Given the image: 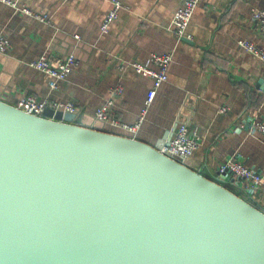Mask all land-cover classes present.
<instances>
[{
  "label": "water",
  "instance_id": "water-1",
  "mask_svg": "<svg viewBox=\"0 0 264 264\" xmlns=\"http://www.w3.org/2000/svg\"><path fill=\"white\" fill-rule=\"evenodd\" d=\"M94 121L0 99V264H264L263 210Z\"/></svg>",
  "mask_w": 264,
  "mask_h": 264
},
{
  "label": "crops",
  "instance_id": "crops-1",
  "mask_svg": "<svg viewBox=\"0 0 264 264\" xmlns=\"http://www.w3.org/2000/svg\"><path fill=\"white\" fill-rule=\"evenodd\" d=\"M17 1L49 19L16 13L0 0V34L11 43L0 53L1 100L16 105L30 94L73 101L82 125L92 126L95 111L120 84L123 92L111 113L135 124L152 80L121 65L173 51L169 80L139 128L104 123L103 130L155 146L167 142L177 124H188L200 145L185 164L264 211L263 187L251 192L217 173L220 164L236 158L264 175V133L253 130L254 121L264 123V61L239 44L247 40L264 49V32L252 17L254 9H264V0H200L182 38L170 27L183 0H122L124 8L107 34L101 23L111 0ZM69 53L77 56L78 66L55 90L50 76L29 64L44 54ZM222 106L228 107L226 113L220 112Z\"/></svg>",
  "mask_w": 264,
  "mask_h": 264
},
{
  "label": "built area",
  "instance_id": "built-area-1",
  "mask_svg": "<svg viewBox=\"0 0 264 264\" xmlns=\"http://www.w3.org/2000/svg\"><path fill=\"white\" fill-rule=\"evenodd\" d=\"M11 6L16 13L28 15L37 18L41 21H47L49 15L42 11H36L27 4L20 3L17 0H1ZM200 0H183V3L175 11L171 32L179 37L186 36V29L191 21L193 14ZM112 7L105 15L101 23L102 34H107L110 31L112 24L119 18L120 12L124 8L122 0H111ZM252 17L258 24L259 28L264 32V9L256 8L252 12ZM239 44L255 55L257 58L264 61V49L252 41L240 40ZM11 46L9 39L0 34V53L7 52ZM173 60V51H164L161 53L151 54L148 62H126L121 65V69L132 67L137 73L151 78L152 83L147 93L146 106H144L139 114L138 122L135 124H127L121 122L111 113V108L123 92V86L118 84L112 87L109 91V96L103 106L95 111V119L101 120L104 123H112L122 125L128 130L135 131L145 119L148 111V106L154 100L158 89L161 85L169 80V68ZM35 69L45 72L50 76L49 86L52 90L58 89L63 80H65L78 66V58L74 53H69L62 56H49L48 54L41 55L39 58L32 60L30 63ZM154 65L155 67H152ZM16 106L28 113L42 115L47 109L54 111H63L75 113L77 106L73 101L38 99L34 95L23 96ZM227 106L220 108L221 113H226ZM253 130H259L264 133V123L253 122ZM200 139L192 132L188 124L179 123L173 130L172 137L165 142L160 151L166 155L185 163L199 147ZM217 173L221 177L223 174H229L233 180H229L237 185H245L253 192L260 187L264 188V175L257 172L255 169L248 166L245 162L236 158H231L219 165Z\"/></svg>",
  "mask_w": 264,
  "mask_h": 264
}]
</instances>
